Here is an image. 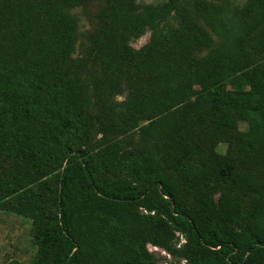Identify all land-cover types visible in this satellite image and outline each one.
<instances>
[{"label":"trees","instance_id":"1","mask_svg":"<svg viewBox=\"0 0 264 264\" xmlns=\"http://www.w3.org/2000/svg\"><path fill=\"white\" fill-rule=\"evenodd\" d=\"M90 1L0 0V212L35 249L7 264H156L147 245L264 264V0H99L76 60L72 10Z\"/></svg>","mask_w":264,"mask_h":264},{"label":"rangeland","instance_id":"2","mask_svg":"<svg viewBox=\"0 0 264 264\" xmlns=\"http://www.w3.org/2000/svg\"><path fill=\"white\" fill-rule=\"evenodd\" d=\"M165 0H136V3L158 5L163 3ZM219 2V0H210ZM243 0H240L242 2ZM182 4L189 3V0H180ZM101 7L99 0L90 2H84L72 10L77 18V40L74 44V51L72 58L76 60L87 59L89 53V38L93 36L99 30V24L95 18L96 13ZM151 36V30H146L142 36L138 39L131 41L128 45L134 52H137L143 45H145ZM216 38L212 36V48L216 47ZM208 52L207 49H198L194 55L196 57H202ZM86 71L96 74V65L87 64ZM127 87L125 84L121 86V92L113 99L116 102H121L127 95ZM236 126L239 130L243 131L246 129L245 124L242 120L236 121ZM99 136V135H98ZM115 139L125 144L128 148H136L140 146L141 141L135 133H120L114 136ZM225 144H217L215 150L219 153H223ZM184 236L178 232H174L172 239V247L178 249L184 243ZM149 251H154L156 254V264H183L184 260L176 255L175 253L169 255L159 248H153L147 245ZM34 246L31 245L29 239V221L15 216L13 213L0 212V264H7L11 260L18 262L27 263L34 255Z\"/></svg>","mask_w":264,"mask_h":264}]
</instances>
